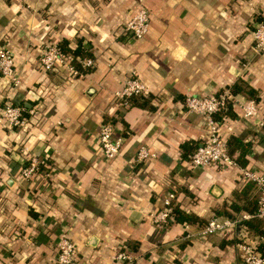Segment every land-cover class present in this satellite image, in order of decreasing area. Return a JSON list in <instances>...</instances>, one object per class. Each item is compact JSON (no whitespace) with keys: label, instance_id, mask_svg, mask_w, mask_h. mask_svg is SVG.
I'll return each instance as SVG.
<instances>
[{"label":"crops","instance_id":"0c3cea01","mask_svg":"<svg viewBox=\"0 0 264 264\" xmlns=\"http://www.w3.org/2000/svg\"><path fill=\"white\" fill-rule=\"evenodd\" d=\"M139 5L150 23L135 38L125 22ZM262 19L264 0H0V50H10L19 79L10 87L0 77V114L8 102L33 110L22 127L0 123V264H55L62 232L76 247L71 264H121L120 250L132 264H238L239 244L256 242L243 225L203 235L200 223L158 225L152 213L174 188V202L204 223L246 181L240 166L191 167L182 157V142L208 132L185 107L188 93H215L240 76L257 90V115L245 117L248 97L235 94L236 115L220 131L250 141L246 166L264 170V50L252 36ZM62 38L72 47L81 38L89 71L42 68L43 45ZM131 73L152 108L116 99ZM105 118L122 137L113 158L98 142ZM141 145L155 156L139 161ZM31 156L41 166L28 178Z\"/></svg>","mask_w":264,"mask_h":264},{"label":"built area","instance_id":"2783aa9c","mask_svg":"<svg viewBox=\"0 0 264 264\" xmlns=\"http://www.w3.org/2000/svg\"><path fill=\"white\" fill-rule=\"evenodd\" d=\"M150 18L148 9L144 5L139 7L129 16L125 22V30L135 38L142 37L149 28ZM254 46L258 51L264 50V19L258 21L252 30ZM39 61L44 70L56 69L59 66H65L70 73L80 75L78 70L68 62V57L62 54L58 48V41L52 40L42 47L39 55ZM84 67L93 65V58H79ZM0 77L4 78L5 83L11 86H17L19 79L16 73L13 56L7 47L0 50ZM148 86L135 74L131 73L124 81L123 85L114 91L117 100H126L130 95L148 94ZM227 99L233 100V95L228 89L219 93L197 94L188 93L183 100L185 107L189 111L202 114L207 122L208 132L204 138L197 144L196 148L188 155L187 162L191 167H202L211 164H221L223 166H240L235 159L227 152L224 143V137L220 131V125L214 119V113L222 108ZM242 114L245 117H253L258 113V102L253 97H248L241 103ZM24 111L32 112V109L26 110L19 104L6 103L1 110L0 123L2 126L15 128L25 125L28 117ZM98 142L105 157H115L121 148L122 137L118 134L116 125L110 120H103L98 133ZM155 156L146 145L138 147L136 158L141 161ZM38 170V162L34 156L30 157L21 174L25 177H32ZM240 172L245 180H252L260 190L258 208L256 215L264 218V174L248 167L240 166ZM175 197L173 190L167 191L163 197L161 206L152 213V220L155 224L163 225L172 218V199ZM253 214L246 211H239L233 217L225 215H213L208 218L200 227V233L207 235L214 232L224 231L234 227L243 219L251 217ZM262 250L257 249L256 243L242 242L239 244L241 250L240 261L238 264H263L264 263V238L262 240ZM76 255L74 242L65 232L58 236L57 254L55 264H71ZM121 264H132L133 255L120 250L116 255Z\"/></svg>","mask_w":264,"mask_h":264},{"label":"trees","instance_id":"16d2710c","mask_svg":"<svg viewBox=\"0 0 264 264\" xmlns=\"http://www.w3.org/2000/svg\"><path fill=\"white\" fill-rule=\"evenodd\" d=\"M88 45V44H87ZM59 51L68 57V62L72 64L79 73H85L89 71L91 66L84 67L81 65L79 58L82 57H91L92 53L88 51V47L82 45L81 38L77 39L76 45H69V40L67 38H62L58 41ZM229 92L232 95L241 93L247 97H253L258 100L257 90L243 77H237L233 83L227 86ZM224 89L217 91L215 93H219ZM148 94H134L130 95L126 98V100H118L121 103L127 105H139L144 107L152 108V105L149 101ZM232 99H227L225 105L217 110L214 113L215 121L220 125L224 118L233 117L236 115L234 110L232 109ZM14 104V103H13ZM23 106L26 110L28 107L23 103H16ZM24 114L28 117L29 112L24 111ZM106 120V118H105ZM112 122L114 120L107 119ZM20 126H16L15 128H19ZM199 142L194 140H186L180 144V149L182 150V157L188 158V155L196 148ZM225 148L227 152L235 159V161L240 165L247 167L248 159L246 157V152L250 145V141H245L242 137L230 134L224 138ZM41 166L38 163V167ZM259 173L264 174V170H257ZM174 194L176 190L171 188ZM260 197V190L255 182L252 180H246L244 185L240 189H236L232 192V199L229 202H223L220 205H216L213 207L214 215H225L229 217H233L239 211H246L253 214L251 217L243 219L240 224L243 225L246 230L255 235L257 241V249L262 250V240L264 238V218L256 215V211L258 208V200ZM175 197L172 199V218L169 219L165 224L166 226L173 222H190V223H200L203 224V220L194 212L187 211L181 207V205L177 202H174ZM264 264V263H263Z\"/></svg>","mask_w":264,"mask_h":264},{"label":"rangeland","instance_id":"374dc122","mask_svg":"<svg viewBox=\"0 0 264 264\" xmlns=\"http://www.w3.org/2000/svg\"><path fill=\"white\" fill-rule=\"evenodd\" d=\"M22 3H24L26 0H20ZM45 46V44L43 45V47ZM251 243V242H250ZM256 243V242H255Z\"/></svg>","mask_w":264,"mask_h":264}]
</instances>
